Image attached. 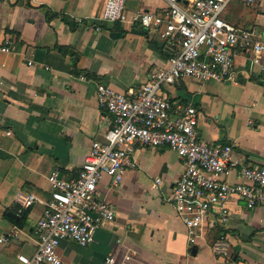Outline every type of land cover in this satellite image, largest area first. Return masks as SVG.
<instances>
[{
	"label": "crops",
	"instance_id": "crops-1",
	"mask_svg": "<svg viewBox=\"0 0 264 264\" xmlns=\"http://www.w3.org/2000/svg\"><path fill=\"white\" fill-rule=\"evenodd\" d=\"M104 2L0 0V44L11 42V52L0 53V264H21L18 256L34 253L36 225L50 199L47 176L58 171L65 180L75 178L92 142L110 129V116L97 105L96 85L135 92L173 52L171 41L152 30L100 22ZM166 6V0H126L123 12L163 16ZM263 7L264 1L246 5L234 0L224 20L264 40ZM234 72L236 84L183 78L163 86L161 94L172 105V115L177 106L196 109L200 140L230 145L240 165L261 167L264 55L254 64L249 52L235 49ZM131 161L134 166L118 186L107 176L97 185L115 219L103 223L87 246L61 241L57 254L64 262L102 264L114 256L121 264H264V205L249 210L230 198L227 225L211 215L206 231L190 244L181 219L166 202L182 173L176 154L167 146H137ZM239 170L226 181L236 182ZM155 179L161 183L153 188ZM29 195L41 203L19 212L20 198ZM221 236L228 242L229 260L213 252Z\"/></svg>",
	"mask_w": 264,
	"mask_h": 264
},
{
	"label": "built area",
	"instance_id": "built-area-1",
	"mask_svg": "<svg viewBox=\"0 0 264 264\" xmlns=\"http://www.w3.org/2000/svg\"><path fill=\"white\" fill-rule=\"evenodd\" d=\"M233 1L193 0L181 6L179 0H166L163 16L139 11L128 17L123 12L126 0H105L100 22L137 24L152 30L161 40L171 41L173 52L166 66L154 69L135 92L124 94L107 85H96L97 105L110 116L111 127L102 140L92 142L75 178L65 180L58 171L47 176L50 199L44 203L36 225L37 247L30 257L18 256L21 264H68L57 254L61 241L72 240L80 246L93 242L99 227L115 219V211L100 198L97 185L107 176L113 187L118 186L126 169L134 166L131 155L137 146H167L180 160L181 177L166 202L181 219L190 244H196L198 236L206 231L211 215L216 214L217 222L227 225L230 198L243 201L249 210L264 205V165H240L232 159L230 145L200 140L196 109L191 105L177 106L172 115V105L161 94L163 86L183 78L197 83L236 84L235 49L249 52L252 62L260 64L264 40L252 30L237 28L224 20ZM244 1L251 5L264 0ZM10 44H0V53H10ZM238 167L237 181L227 182ZM160 183L155 179L152 187ZM19 201V212L35 202L41 203L33 195ZM212 248L218 258L230 259L224 236ZM130 258L127 255L124 260ZM102 264L121 263L107 256Z\"/></svg>",
	"mask_w": 264,
	"mask_h": 264
},
{
	"label": "trees",
	"instance_id": "trees-1",
	"mask_svg": "<svg viewBox=\"0 0 264 264\" xmlns=\"http://www.w3.org/2000/svg\"><path fill=\"white\" fill-rule=\"evenodd\" d=\"M60 50H61L63 53H65L62 49H60ZM18 224H20V222H19ZM218 239H219V238H218ZM216 241H217V240H216ZM216 241H215V242H216ZM215 242H214V243H215Z\"/></svg>",
	"mask_w": 264,
	"mask_h": 264
},
{
	"label": "water",
	"instance_id": "water-1",
	"mask_svg": "<svg viewBox=\"0 0 264 264\" xmlns=\"http://www.w3.org/2000/svg\"><path fill=\"white\" fill-rule=\"evenodd\" d=\"M195 250V248H193V250L192 251H194Z\"/></svg>",
	"mask_w": 264,
	"mask_h": 264
},
{
	"label": "rangeland",
	"instance_id": "rangeland-1",
	"mask_svg": "<svg viewBox=\"0 0 264 264\" xmlns=\"http://www.w3.org/2000/svg\"><path fill=\"white\" fill-rule=\"evenodd\" d=\"M263 9H264V7H263Z\"/></svg>",
	"mask_w": 264,
	"mask_h": 264
}]
</instances>
